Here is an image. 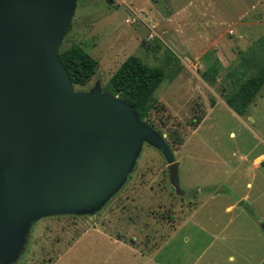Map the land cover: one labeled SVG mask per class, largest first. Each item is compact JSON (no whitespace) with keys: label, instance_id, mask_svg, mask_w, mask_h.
<instances>
[{"label":"rangeland","instance_id":"1","mask_svg":"<svg viewBox=\"0 0 264 264\" xmlns=\"http://www.w3.org/2000/svg\"><path fill=\"white\" fill-rule=\"evenodd\" d=\"M212 1L203 9L188 5L175 25L169 24L175 46L157 36L150 19L171 13L168 0H77L62 48L81 44L99 65L92 79L75 84V90L100 86L105 91L130 55L164 68L153 103L143 116L137 113L179 162L175 179L181 191L171 187L166 156L143 142L130 174L101 207L38 218L9 264L264 261V84L242 115L226 102L264 66V22L254 29L259 34L253 40H237L247 28L233 19L247 1ZM204 12L231 17L226 27L235 34L230 31L222 40L218 28L196 30L193 19ZM204 48L203 56L183 55Z\"/></svg>","mask_w":264,"mask_h":264},{"label":"water","instance_id":"2","mask_svg":"<svg viewBox=\"0 0 264 264\" xmlns=\"http://www.w3.org/2000/svg\"><path fill=\"white\" fill-rule=\"evenodd\" d=\"M112 1V0H109ZM77 0H0V264L29 226L101 207L130 174L143 142L179 162L119 95L76 91L58 53Z\"/></svg>","mask_w":264,"mask_h":264},{"label":"trees","instance_id":"3","mask_svg":"<svg viewBox=\"0 0 264 264\" xmlns=\"http://www.w3.org/2000/svg\"><path fill=\"white\" fill-rule=\"evenodd\" d=\"M58 53L74 84L86 85L96 74L99 62L81 44L73 43L68 48L58 47ZM208 80L210 70L204 72ZM165 78V69L150 66L141 57L130 55L110 77L104 90L129 102L141 116L153 103V94ZM264 84V66L249 76L241 86L226 98L228 106L242 115ZM154 106V105H153ZM264 264V261L261 263Z\"/></svg>","mask_w":264,"mask_h":264},{"label":"crops","instance_id":"4","mask_svg":"<svg viewBox=\"0 0 264 264\" xmlns=\"http://www.w3.org/2000/svg\"><path fill=\"white\" fill-rule=\"evenodd\" d=\"M246 1L248 5L245 8V10L239 12V14L233 19V23L235 25H245L247 28L245 32L240 30L239 36L234 37L237 40H243V41L253 40L254 37L259 34L258 31H255L254 29H256L260 24L263 25L264 22V0H246ZM168 2L171 7V13L164 14L158 20L155 19V17H150V19L152 20L153 18L152 27L154 29L156 28L155 31L158 32L157 36L161 39H166V43L171 42L174 43L175 46H177V39L171 36L172 29L170 28L169 24L171 23L172 25H175L176 20L180 17V13L186 10V8L189 7L188 5L193 4L195 5V7L203 9L207 7L209 4L212 5L213 1L212 0H168ZM257 8H259L261 12L260 13L257 12L256 15L254 16V12ZM213 14L214 12H209L208 14L207 12H204L203 15H201V17L193 19V25L196 24L195 25L196 30L201 29V27H205L208 31L214 32V30L218 28V30L220 31V35L218 36V38L220 37L222 40L227 34H229L230 31H232V34H235L233 33V29L231 27L229 28L226 27L232 25L229 24L231 21V17H226L223 15L212 16ZM163 22L165 24H163ZM224 27L226 28L224 29ZM179 29L182 30L183 28L180 27ZM205 51H207V49L204 48L200 51H197L195 55L189 52H187L188 54H183V55L194 56V57L203 56L206 54ZM178 72L179 70H177L175 74L177 75ZM174 77L175 76L173 74L171 78L173 79Z\"/></svg>","mask_w":264,"mask_h":264}]
</instances>
